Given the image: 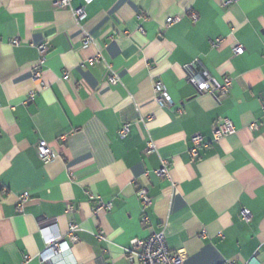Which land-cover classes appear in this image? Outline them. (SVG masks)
Wrapping results in <instances>:
<instances>
[{"label": "crops", "instance_id": "obj_1", "mask_svg": "<svg viewBox=\"0 0 264 264\" xmlns=\"http://www.w3.org/2000/svg\"><path fill=\"white\" fill-rule=\"evenodd\" d=\"M56 1L0 0V264H128L122 248L161 230L182 264H264V0ZM85 36L94 44L83 49ZM97 51L118 84L103 64L85 65ZM191 64L216 84L231 78L230 92H197ZM157 82L170 105L156 99ZM222 118L235 132L215 140ZM42 147L53 154L47 163ZM162 160L169 177L156 173ZM141 188L151 198L145 227ZM98 201L110 211L92 214ZM71 222L79 240L41 261L47 239Z\"/></svg>", "mask_w": 264, "mask_h": 264}, {"label": "built area", "instance_id": "obj_2", "mask_svg": "<svg viewBox=\"0 0 264 264\" xmlns=\"http://www.w3.org/2000/svg\"><path fill=\"white\" fill-rule=\"evenodd\" d=\"M85 2H89L90 0H84ZM235 0H227L225 4H229L230 2ZM55 5L58 8H64L71 5V0H57ZM73 16L77 22H81L84 18V10L83 8L73 9ZM190 18L195 21L198 16L194 11H190ZM180 21L179 17H168L166 19V24L171 25L173 23H177ZM13 44H17L18 40L14 39L12 41ZM94 44L93 39L90 36H85L82 41V48L86 49ZM235 54H242L243 48L241 46H236L234 49ZM38 51L40 54V58L37 61V67L34 69L33 78L35 80L41 79V66L44 63V56L47 51V46L45 44H41L38 46ZM98 64H103L105 68L108 70V78L107 82L110 86H114L118 84L119 78L117 73L112 69V67L105 63V60L102 54L97 51L96 54L89 58L85 65L89 67H93ZM185 70L187 72V82L192 84L197 92L203 93L207 92L212 95H215L217 98H221L226 96L231 89L232 80L231 78L224 76L221 84H216L213 79L207 75L203 74L201 71H196L192 68L191 65H186ZM43 87V82L37 85V90ZM154 94L156 99L161 105H170L171 99L161 82H157L154 85ZM35 91L29 93V97L33 98ZM263 114H264V106H262ZM257 127V125L251 124L250 129L253 130ZM235 132V127L232 121L228 118H222L220 124L214 128L213 137L215 140H219L222 137L233 134ZM129 133V124L122 125L118 134L120 138H125ZM64 140V137L62 138ZM191 141L193 143V147L189 150L192 156L196 155V149L202 142V136L200 134H193L191 136ZM155 150V146L152 142H147L145 153H151ZM39 156L41 160L45 163L49 162L53 157L52 151L48 147H42L39 151ZM160 177H169V171L167 168V162L162 160L161 168L156 172ZM137 198L140 202L142 208V214L140 217V222L142 226H147L150 223V219L148 214L146 213V209L151 206V198L148 196L147 191L144 188L139 189L136 192ZM28 194L24 193L19 197V203L17 204V209L20 211L23 208L24 203L27 201ZM111 203H103L98 201L91 207L92 214H95L99 210L110 211ZM67 210H72L71 205L67 206ZM242 219L245 222H249L251 220V214L248 210L244 209L242 211ZM79 232H81V228L75 222H71L68 225V230L63 237L55 238L50 237L46 241V248L42 254H39V259L44 261L46 255L56 256L65 250L69 249V244H74L79 240ZM99 240H104V234L100 233L97 235ZM123 255L128 264H182L181 257L177 253H172L169 251L166 245V237L163 230L159 232L152 233L146 238L143 239H134L132 241L131 246L122 248ZM31 260L30 256L25 257L23 264H26ZM225 264H235L234 262H225ZM245 264V263H244Z\"/></svg>", "mask_w": 264, "mask_h": 264}]
</instances>
